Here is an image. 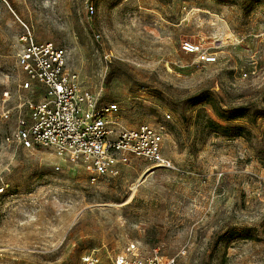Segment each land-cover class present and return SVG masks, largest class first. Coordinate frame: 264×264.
I'll use <instances>...</instances> for the list:
<instances>
[{
  "label": "rangeland",
  "instance_id": "374dc122",
  "mask_svg": "<svg viewBox=\"0 0 264 264\" xmlns=\"http://www.w3.org/2000/svg\"><path fill=\"white\" fill-rule=\"evenodd\" d=\"M27 33L63 48L121 126L163 122L183 174L130 159L90 184L49 149L5 143L28 115ZM129 243L184 249L176 264H264V0H0V264H82Z\"/></svg>",
  "mask_w": 264,
  "mask_h": 264
},
{
  "label": "built area",
  "instance_id": "2783aa9c",
  "mask_svg": "<svg viewBox=\"0 0 264 264\" xmlns=\"http://www.w3.org/2000/svg\"><path fill=\"white\" fill-rule=\"evenodd\" d=\"M88 10L92 12V7ZM21 41L17 65L23 79L19 89L30 92L31 98L23 103L27 117L19 119L15 129L4 137L5 143L27 151L49 149L60 160L81 165L90 184L101 177L118 176L130 159L183 174L162 154L163 122L132 129L121 126L118 105L102 103L82 85L79 76L67 69L63 48L34 42L29 33ZM181 48L199 61H215L200 43L185 42ZM168 119L170 116L165 115ZM184 254L182 249L176 256L167 257L158 247L145 252L138 244L129 243L116 254L103 255L94 250L84 255L81 263L176 264L177 257Z\"/></svg>",
  "mask_w": 264,
  "mask_h": 264
}]
</instances>
